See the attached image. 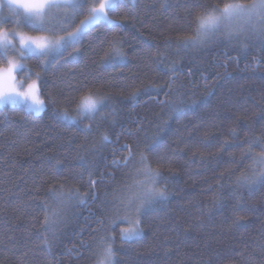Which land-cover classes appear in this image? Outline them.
<instances>
[{"label": "trees", "instance_id": "trees-1", "mask_svg": "<svg viewBox=\"0 0 264 264\" xmlns=\"http://www.w3.org/2000/svg\"><path fill=\"white\" fill-rule=\"evenodd\" d=\"M93 2L101 0L87 5ZM191 3L137 0L135 19L110 13L122 32L100 23L59 63L23 60L41 74L45 107L39 114L0 108V264H99L107 236L115 240L117 264H264V183L245 184L262 173L264 158V35L229 41L219 33L184 48ZM69 13L58 37L88 17ZM0 17H11L7 7ZM114 39L119 43L110 46ZM113 47L124 59L105 63ZM88 93L107 105L91 120L63 100ZM173 104L178 111H170ZM65 109L79 123L61 119ZM141 153L164 177L159 187L167 199L141 215L140 238L121 242L127 225L117 217L150 183ZM53 212L55 234H47L51 252L44 253L42 225Z\"/></svg>", "mask_w": 264, "mask_h": 264}, {"label": "snow or ice", "instance_id": "snow-or-ice-1", "mask_svg": "<svg viewBox=\"0 0 264 264\" xmlns=\"http://www.w3.org/2000/svg\"><path fill=\"white\" fill-rule=\"evenodd\" d=\"M5 4L11 13V17H0V24H15L17 28L23 26L31 32L41 34L29 35L17 32L15 29L9 31L0 28V60L5 59L8 56V50L14 49L16 47L15 42L19 41L20 59H35L41 66H46L47 63L52 62L59 63L69 48L75 49L77 44L82 43L83 37L88 34L89 26L95 25L97 21L104 22L106 32H122L125 26L119 20L111 18L110 13L114 16L123 10L126 16L131 15L135 19L138 12L137 0H101L98 4L93 3L90 6L87 5V0H0V9L5 7ZM86 7L87 12L85 13ZM163 7H167V4ZM188 7L196 11L189 12L188 26L192 30V35L184 41L182 45L184 48L199 47L219 33H224L230 41L248 27H252L258 35H264V28L256 30L254 25V22L264 21V0H252L251 3L244 2V0H224L220 6L206 5L201 0H193V3ZM61 11H71L73 16L87 14L88 19L81 21L80 28L76 29L75 32L58 37L57 30L67 31V25L71 19L67 15L61 19L58 15ZM118 43L119 41L116 39L109 42L110 46ZM145 46L151 47L147 41H145ZM28 54L33 55L29 56ZM70 55L73 60L79 58V52ZM123 59L124 56L113 47V51L105 63L112 64L115 61H123ZM6 65V67L0 66V108L6 105L24 103L27 104V108L31 112L37 114L42 112L45 104L43 101L37 100L40 89L38 82H42L41 74L37 72L35 79L24 90L23 83H17V74L24 70V65L11 59L6 61ZM28 75L29 79H32L30 70ZM29 100L32 103H28ZM63 100L68 104L74 103V111L80 117L90 120L94 119L107 106L104 103V98L98 99L91 93L80 95L78 98L68 94L63 97ZM51 102L58 103L56 99H52ZM169 107L170 111L179 110V106L175 104ZM60 115L61 119L65 121L73 124L79 123L75 117L68 115L67 109L63 110ZM104 139L107 140V137ZM132 160L133 157L130 153L128 157L123 158V166L127 167ZM114 163L118 167L121 166L119 162L114 161ZM138 164L150 183L143 189L142 193L128 200L125 205V214L117 217L127 225L120 230L121 242H132L140 238L143 234L141 215L147 212L151 206L167 199L166 189L159 187L164 177L159 171L151 167L148 158L143 153L139 156ZM247 183H264V173L251 181H245V184ZM84 195L87 196L88 193ZM70 196L80 198L79 193H71ZM81 202H84L83 199ZM55 221L56 214L54 212L44 217L43 238L39 245L41 252H51V242L47 234H55ZM110 223H115V220H111ZM114 243L115 240L111 236L101 239L99 264H117Z\"/></svg>", "mask_w": 264, "mask_h": 264}, {"label": "rangeland", "instance_id": "rangeland-1", "mask_svg": "<svg viewBox=\"0 0 264 264\" xmlns=\"http://www.w3.org/2000/svg\"><path fill=\"white\" fill-rule=\"evenodd\" d=\"M93 3H94V2H93ZM6 7H7V6H6V4H5V7H3V8H6ZM3 8L0 9V14H1ZM58 15L61 17V19H63V18L65 17V15L69 16L70 13H69V11H67V12H65V11H61V12L58 13ZM87 19H88V17H86V18L83 19L82 21H85V20H87ZM100 23H104V22H103V21H97L95 25H91V26H89V29L92 28V27H94V26H96L97 24H100ZM254 25H255V29H256V30H259V29H261V28L264 27V21H262V22H254ZM80 26H81V22L78 24V26H77L76 29L80 28ZM89 29H88V30H89ZM88 30H87V31H88ZM9 31H11V30H9ZM16 31H17V32H21V33H25V32H23L22 30H21V31L16 30ZM75 31H76V30H75ZM75 31H73V32H75ZM254 33H257V31H254L252 27H248L245 31H243V32H241V33H239V34H237V35H235V36H238V35L245 36V35L254 34ZM27 34H29V33H27ZM69 34H70V33H69ZM69 34H67V35H69ZM29 35H31V34H29ZM32 35H33V34H32ZM67 35H65V36H67ZM15 44H16V47H15L14 49H9V50H8V56H7L6 58H7V60H8V59H11V60H14L16 63H19V64H23V65H24V70L21 71V72H19V73L17 74V83L19 84V83L22 82V83H23V86H24V90H26V89H27V85H28L29 83H32V80H33V79H29V75H28V74H29V70H30V68L28 67L27 63L23 61L24 59H20V53H19V51H18V49H19V47H20V45H19V41H16ZM28 55H29V56H32L33 54H28ZM30 72H31V76H33L32 74L36 75V73H34L33 71L30 70ZM98 99H99V98H98ZM37 100H40V101H41L40 96H39V93H38V95H37ZM28 103H32V101L29 100ZM15 105H18V106H22V107H24V108H27V104H24V103L15 104ZM27 109H28V108H27ZM259 165L262 167V173H264V158H262L261 160H259ZM146 186H147V185H146Z\"/></svg>", "mask_w": 264, "mask_h": 264}]
</instances>
